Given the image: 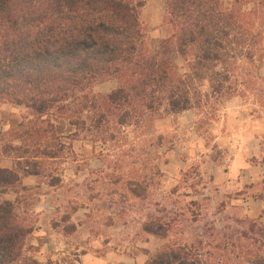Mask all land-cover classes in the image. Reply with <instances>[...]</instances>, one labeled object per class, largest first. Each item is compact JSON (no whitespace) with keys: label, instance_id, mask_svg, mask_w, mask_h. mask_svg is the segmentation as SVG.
<instances>
[{"label":"rangeland","instance_id":"1","mask_svg":"<svg viewBox=\"0 0 264 264\" xmlns=\"http://www.w3.org/2000/svg\"><path fill=\"white\" fill-rule=\"evenodd\" d=\"M166 8V0H145L138 9L149 45L169 34ZM242 11L220 92L196 75L192 55L177 59L193 84L187 110L125 123L108 115L93 129L70 121L74 109L80 120L92 114L77 105L82 92L65 101V113L51 109L40 120L0 101V168L17 179L0 190V203L11 202L17 222L32 229L24 256L37 264H144L165 245L235 233L237 220L264 224V0H247ZM116 85L106 79L89 96Z\"/></svg>","mask_w":264,"mask_h":264},{"label":"trees","instance_id":"2","mask_svg":"<svg viewBox=\"0 0 264 264\" xmlns=\"http://www.w3.org/2000/svg\"><path fill=\"white\" fill-rule=\"evenodd\" d=\"M144 2L0 0V101L25 106L40 120L51 109L65 113V101L82 92L77 105L92 114L80 120L73 118L80 109L72 111L70 121L80 128L88 121L97 129L108 115L121 123L132 115L160 118L192 107L193 84L177 64L188 55L196 75L220 92L247 0H166L163 23L169 34L157 45L146 42L138 21ZM106 79L116 87L89 96L92 86ZM37 130L41 135L43 129ZM11 173L0 168L1 191L16 182ZM237 223L235 233L217 231L210 238L205 232L191 244L165 245L144 264H264V224ZM145 229L167 235L160 228ZM31 232L17 222L11 202L0 203V264H37L22 252Z\"/></svg>","mask_w":264,"mask_h":264}]
</instances>
